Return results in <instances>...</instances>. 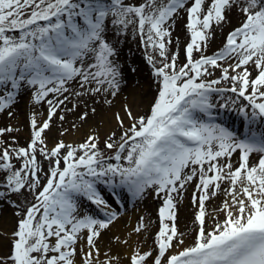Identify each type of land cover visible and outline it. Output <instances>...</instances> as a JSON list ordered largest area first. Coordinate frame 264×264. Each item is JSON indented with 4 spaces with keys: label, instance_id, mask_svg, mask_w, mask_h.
I'll return each mask as SVG.
<instances>
[{
    "label": "snow or ice",
    "instance_id": "1",
    "mask_svg": "<svg viewBox=\"0 0 264 264\" xmlns=\"http://www.w3.org/2000/svg\"><path fill=\"white\" fill-rule=\"evenodd\" d=\"M181 10L189 35L182 64L169 47ZM233 10L244 17L242 24L221 49L205 54L213 30L229 23ZM129 28L151 49L146 61L156 96L148 112L137 117L125 104L124 115L114 114L117 128L103 140L111 156L105 157L99 135L49 147L44 133L54 118L65 120L59 113L70 97H101L110 105L108 97L118 95L123 69L116 44ZM215 70L220 76L210 78ZM24 92L31 93L33 109L46 104L47 111L38 119L33 110L26 146L11 135L19 129L0 127V202L32 197L23 209L15 205L19 219L0 264H120L118 255L102 254L98 246L119 216L99 185L111 190L116 204L121 192L138 201L149 189L163 201L155 247L137 246L129 264H264V0H0V113L14 118ZM224 93L247 102L239 108L242 134L215 122L213 94L223 99ZM194 181L196 227L186 245L176 209ZM77 197L95 205L102 218L80 214ZM148 227L141 218L133 231Z\"/></svg>",
    "mask_w": 264,
    "mask_h": 264
},
{
    "label": "bare ground",
    "instance_id": "2",
    "mask_svg": "<svg viewBox=\"0 0 264 264\" xmlns=\"http://www.w3.org/2000/svg\"><path fill=\"white\" fill-rule=\"evenodd\" d=\"M182 18H185L184 19L185 23L182 21ZM243 19L244 17L238 11L233 10L228 16L229 23L223 25L221 28H218V31L216 35L213 37V39H210V41H208L205 54L212 55L216 51L221 49L224 45L225 38L228 35V33L231 32L233 29L239 27L242 24ZM185 24H186V14L183 10H181L179 15L175 18V23L172 26V37H171L172 44L169 45L170 50L172 52H179V60L185 57L183 53V48L189 42V37L185 43L183 40L184 35L187 33ZM127 35L128 36L126 35L121 36L122 37L120 38L121 44L120 43L116 44V42H112V43L116 44L117 50H119L118 60L122 62H126V64H129V62L132 64L133 68L135 69V71H132L134 75L133 78H131L130 75L126 74L127 79L124 83L123 93H118L116 97H113L111 99L112 103L110 105L102 104L103 102L101 97H96L95 100L90 99L87 96H85L82 100L79 97H74L73 104H76L77 107L74 110L76 114L74 111L72 112V118L73 119L75 117L79 118V116L84 111H87L90 107H95L98 111L96 116L99 119V122L98 125L94 124L95 126H92L86 121V123L85 124L82 123L81 126L76 125L75 128L76 130L73 129V125H71L70 122V124H68L70 130H68L66 137V139L69 142L79 143L81 140L87 138L88 135H98V134L101 135L100 138L103 141L105 139V136L110 131H112V129L117 128L116 121L114 120L113 117L114 114L118 112L121 115H124L123 107L125 104H127L130 107V109L132 110L135 116H138V113H140L144 109L143 106L141 105L149 97L150 91L152 89L150 81L151 78L154 79V77L152 76V68L146 61V52H151V49H145L141 45L139 37L133 33L131 28H129ZM195 56H197L196 58H198L199 54H195ZM253 75H255V73H253ZM219 76H220V71L216 70L215 75L211 78H218ZM141 77L144 79V81L142 83H138L139 80L142 79ZM148 83L150 85H148ZM30 96L31 93L29 92L28 98H26V100H24V103L21 104V114H20L21 119L29 120L33 110H35L39 114L38 119L45 118L46 111L44 110V108H46V104L38 105L35 107V109H33V106L30 103ZM223 97H224L223 99L220 98V101L222 103H228L229 109L232 110V112H230L229 109L228 110L220 109L219 104L221 103H219L218 100L215 97H213V102L217 104V107L213 110L214 112L213 116L215 117V121H218L219 123H225V121L229 123V121H232V123L236 125V127L237 124L239 123L238 125V129L240 130L239 134H242L244 131V121L242 117L239 115V108L243 105H246L247 104L246 101H244L242 98H236L235 95L232 93H226L225 95L223 94ZM109 98L111 97H108V99ZM233 99L236 100L235 104L231 103V100ZM85 101L87 102V105H85ZM234 111L237 112V114H233ZM64 116H65V120L66 119L69 120L70 116L69 118L68 115H64ZM88 118L86 120H88ZM18 121L19 120L10 119L7 115V112L0 113V127L12 126L14 128H18V124H19ZM55 121L56 118H54L53 123ZM59 122L60 121H57L58 124ZM127 123L129 122H127V119H125V124L127 125ZM53 130L57 131L55 128H53ZM11 135L15 136L16 138H22V137L25 138L27 136H30V128L24 126L20 128L19 131L13 132ZM45 137L48 146L52 147L54 145V139L52 137H48V135H46ZM232 159H233V163H235L236 160L238 159V156L234 155ZM251 160L255 162L257 160V155L253 154ZM190 187L191 185H188L186 191H183L181 197L178 198L177 209H176L177 220H178L177 227L180 232H183L188 235L194 233V229L191 227V223L196 211V209L192 204L191 195L193 191L190 189ZM215 199H218V200H213V204L215 206H217L218 203H221V201L223 200L222 197H217ZM146 201L149 202L147 204L146 210H149L150 204L153 206L152 202H154L155 200L152 201L151 199H149V197L148 198L146 197ZM129 213L130 214L127 216L125 212L122 215L127 217V222H129V224L132 226L133 208L130 210ZM152 217H153L152 223L157 227L159 224L158 214H154L152 215ZM157 231H154L155 234ZM6 233H7V229H6ZM110 236H111V241H113V239L115 238V242L113 243L115 244L114 253L115 255H118L121 258L120 264H126L128 261L127 257L129 255L131 245L129 243L130 239L125 237L124 229H122V224H120L119 218H117L109 226V228L105 233H102L98 241V245L102 244V246L100 247L102 254L108 252L111 255V251H110L111 249L107 248L104 245L109 243ZM117 237L119 238L118 240ZM2 240H0V242H2ZM5 240L4 242L7 241ZM123 241H127L128 243L125 244L123 243Z\"/></svg>",
    "mask_w": 264,
    "mask_h": 264
},
{
    "label": "rangeland",
    "instance_id": "3",
    "mask_svg": "<svg viewBox=\"0 0 264 264\" xmlns=\"http://www.w3.org/2000/svg\"><path fill=\"white\" fill-rule=\"evenodd\" d=\"M184 19L185 18H182V21L185 23ZM217 31H218V28H215L213 30L212 37L210 39H213V37L216 35ZM124 35L128 36L127 33L124 34ZM188 37H189V35H188V33H186L184 35V38H183L184 43L187 41ZM120 38H122V37L121 36L119 37V43H120ZM135 40H136V38H135ZM112 42H116V40L112 39ZM117 51H119V50H117ZM183 53H184V48H183ZM118 57H119V55L116 57V61L121 66V68L123 67L122 68L123 69V81H122L119 93H123V90H124L123 87H124V83H125V81L127 79V75H130L131 78H133V76H134L133 72L128 70L130 68H133V66H132V64L129 61H128L129 64H126V62H122V61L118 60ZM121 58H123V57H121ZM184 62H185V57L181 58L179 60V63H181V64L184 63ZM215 71H214L213 76L215 75ZM143 81H144V79L142 78L141 80H139L138 83H142ZM150 83H151V86H152L151 87L152 89L150 91V95L142 103L141 106H143L144 109L140 113H138V116L145 115L148 112L151 104L153 103L154 97L156 96V85L154 83V79L153 78H151ZM148 85H150V84L148 83ZM220 86L224 87L223 84L220 85ZM225 94L226 93H224V95ZM28 96H29V92H24L20 96V98L18 99L17 105L14 106L15 115H14V118H11V119L19 120L18 121L19 124H18V128L17 129H20V128L24 127V126H27V127L30 128L29 120H24V119H21V117H20L21 104L24 103V100H26V98H28ZM213 97H215L218 100L219 103H222L220 101L219 95L213 94ZM112 98L113 97H111L109 99L111 100ZM73 99H74V96L70 97V100L66 101L65 106H62V111L60 112L63 115H68V118L70 116L69 120L66 119L64 121H60L58 119V117H57L56 121L54 123H52L50 130H46V132L44 133L45 136L48 135V137H52L54 139V143L56 141H58V140H63L65 143L79 144V143L83 142L86 139L85 138V139L81 140L79 143L78 142H69L66 139L68 131L65 132L64 135H61V132L64 131V129L70 130V127L68 126V124H70V122H71V125H75V127H73L74 130H76L75 129L76 125L77 126H81L82 123L85 124L86 121L89 124H91L92 126H95L96 124L98 125L99 119L96 116L98 111H97V109L95 107H94L96 109L95 114H93L91 112V108H93V107H90L87 110L89 112L88 117H90V118H88V120L81 121L78 117L77 118L75 117L74 119L72 118V112L73 111H67V109H71L72 108ZM102 104H105V103H102ZM44 110L47 111V105H46V108H44ZM230 112H232V110H230ZM75 114H76V112H75ZM233 114H237V112L234 111ZM57 121H60L59 124L57 123ZM127 122H129V121L127 120ZM215 122L219 123L218 121H215ZM222 124H224L225 126L229 127L230 129H232L236 133H238V134L240 133V130L238 129L239 123L237 124V127H236V125H234L232 123V121H229V123H227V121H225V123H222ZM53 128H55L57 131H54ZM115 130L116 129H112V131H115ZM112 131H110L107 135L111 134ZM98 135H99V138H100L101 135L100 134H98ZM107 135L105 136V138L107 137ZM29 138H30V136H27L25 138L24 137L16 138V139L19 142V146H26L27 142L29 141ZM100 141H101L100 148L104 151L105 157L111 156L112 153L109 152L108 150L104 149L103 141H102L101 138H100ZM15 163H17V167H19V163L18 162H15ZM43 167H44L45 170H47L48 164H47L46 161L44 162ZM0 175H2V174H0ZM98 188L102 191V194L104 195L105 199H107L109 201V203L112 204V207L115 208L119 212L118 218H119L120 224H122V229H124L125 237L130 239L129 243L131 245V249L129 251V255L131 254L133 249L136 248L137 246L140 247L141 251H147V250L155 247V245L153 244V238L155 236V232L154 231H157L159 229V224L156 227L152 223V219H153L152 215L158 214V210L162 206L163 201L161 199H157L153 195L152 190L149 189L146 192V194L144 195V197L141 200H138V201L137 200H133L131 198H128L125 193L121 192L122 203L121 204H116V203H113V200L115 199V197H113L111 195V190L110 189L106 188L104 185H99ZM190 189L194 192V190H195V181L193 182V184H191ZM193 192H192V195H193ZM192 195H191V200H192ZM146 197L147 198L149 197V199H151L152 201L155 200L154 202H152L153 206L150 204L149 210H146L147 204L149 203V202L146 201ZM218 197L224 198L222 195L218 196ZM76 199H77V203L79 205L80 214H89V215L95 216L96 218H102V213H100L97 210L96 206L91 204V202H89L86 198L77 197ZM31 200H32L31 195L25 193L24 196L12 195L9 200L0 202V222H1V224H0V240L3 239L2 242H0V255H4V254L8 253L9 248H10L11 233L15 230L17 220L19 219V217H17L15 215V213L17 211V208L15 207V205H19V207L21 209H23L24 207L27 206L28 202H30ZM213 200H218V199H213ZM213 200L208 205L210 210L216 207L213 204ZM219 205H220V203H218L217 206H219ZM132 208H133V224L131 226L129 224V222H127V217L123 216L122 214L125 212L126 216L129 215L130 214L129 212H130V210ZM94 210H96V211H94ZM151 211H154V212H151ZM141 218H143L145 224H148L149 227H148V229L145 232L137 234V233H135L133 231V229L138 225V223H139ZM193 220H194V218L192 219L191 227L195 230L196 226L193 224ZM177 223H178V220H177ZM208 223H209V226H210L212 221L209 220ZM156 228H157V230H156ZM6 229H7V233H9V234L6 233ZM106 231L107 230H105L103 233H105ZM194 235H195V231L191 235H188V234L185 235L184 238H185V244L186 245L191 244L193 242ZM4 240L6 242H4ZM114 242H115V238L113 239V241H111V236H110L109 243L108 244H104L107 248L111 249L110 250L111 251V255H113V254L115 255V253H114L115 244H113ZM98 246L101 247L102 244H99ZM103 258H104V256L101 255V259H103ZM126 264H129V261H127Z\"/></svg>",
    "mask_w": 264,
    "mask_h": 264
}]
</instances>
